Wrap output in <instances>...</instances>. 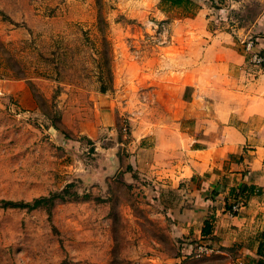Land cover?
<instances>
[{
  "label": "rangeland",
  "instance_id": "obj_1",
  "mask_svg": "<svg viewBox=\"0 0 264 264\" xmlns=\"http://www.w3.org/2000/svg\"><path fill=\"white\" fill-rule=\"evenodd\" d=\"M192 1L0 0V264L215 261L182 252L178 193L148 176L151 151L173 144L169 90L185 80L157 75L171 66L151 51L195 38L180 24Z\"/></svg>",
  "mask_w": 264,
  "mask_h": 264
},
{
  "label": "crops",
  "instance_id": "obj_2",
  "mask_svg": "<svg viewBox=\"0 0 264 264\" xmlns=\"http://www.w3.org/2000/svg\"><path fill=\"white\" fill-rule=\"evenodd\" d=\"M220 1L227 2L226 20L218 21L215 5L200 0L180 22L195 38L172 39L151 51L158 65L164 58L171 66L157 68V75L185 80L169 90L178 103V118L166 129L173 144L151 151L148 176L178 193L174 239L212 245L210 264H264V65L249 63L239 42L241 33L254 31L264 56V0ZM240 184L250 190L236 194ZM236 196L243 203L230 214ZM206 220L208 233L202 231Z\"/></svg>",
  "mask_w": 264,
  "mask_h": 264
},
{
  "label": "built area",
  "instance_id": "obj_3",
  "mask_svg": "<svg viewBox=\"0 0 264 264\" xmlns=\"http://www.w3.org/2000/svg\"><path fill=\"white\" fill-rule=\"evenodd\" d=\"M254 31H250L249 33L244 34L243 36L239 37V42L242 46V49L248 55L249 63L256 66L258 69H261L264 65V56L263 54L256 48L257 44V36L254 34ZM243 203V199L241 197H237L232 201L228 211L230 214H235L238 212L239 208ZM214 247L212 245L205 243V242H198L195 247L194 251L196 255H200L202 253H211L213 252Z\"/></svg>",
  "mask_w": 264,
  "mask_h": 264
},
{
  "label": "trees",
  "instance_id": "obj_4",
  "mask_svg": "<svg viewBox=\"0 0 264 264\" xmlns=\"http://www.w3.org/2000/svg\"><path fill=\"white\" fill-rule=\"evenodd\" d=\"M161 1L170 2L172 5H176V6H185L186 4L194 3L192 0H161ZM223 11L224 10H222V12ZM222 12L221 11L218 12L219 17H221ZM105 71H106L105 72L106 75L103 77L105 78V80L107 79V81H110L112 79L111 78L112 72L110 70V66L107 65L105 68ZM100 82H101V84L99 87L100 88H106L104 83H103V80ZM249 190H250V188L248 186H246L244 184H240L238 186V190H237L236 194L238 192L243 193V192L249 191ZM232 192H234V189H232ZM48 200H49V197L41 196L39 198L33 199L31 202H16V201H12V200H7V201H5V203H10L11 205H26L29 207H34V206H37V205L42 204V203H47ZM229 207H230V205L228 206V208ZM202 231L204 233L210 232V225H209V222L207 220L204 222V226L202 228ZM180 243H181V248H184V247L188 248L189 251H191L192 253L193 252L195 253L194 247L198 242H193L191 240H188V241L187 240H181Z\"/></svg>",
  "mask_w": 264,
  "mask_h": 264
}]
</instances>
